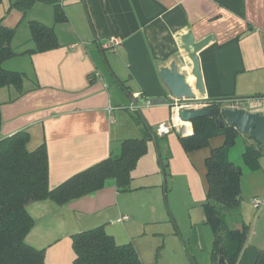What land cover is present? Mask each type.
Here are the masks:
<instances>
[{
  "label": "crops",
  "instance_id": "1",
  "mask_svg": "<svg viewBox=\"0 0 264 264\" xmlns=\"http://www.w3.org/2000/svg\"><path fill=\"white\" fill-rule=\"evenodd\" d=\"M52 1L39 0L26 14L29 23L55 31L58 47L34 52L30 24L22 38L21 26L13 38L20 55L4 67L26 75V92L19 96L12 87L0 89L2 137L26 131L30 151L46 144L50 189L119 154L125 140L148 139V151L133 171L132 191H119L117 180L110 178L102 189L64 205L51 200L30 204L35 227L26 241L46 251L47 264H73L72 236L104 226L117 244H133L144 264H167L169 253L161 254L160 238L173 228L159 166L167 165L174 212L186 208L193 226L212 231L204 210L206 160L225 139L215 137L209 147L187 153L181 143L186 136L178 129L158 133L173 118L171 105L149 104L150 99L170 98L160 70L176 61L197 98L218 101L221 109L232 100L256 98L243 108L264 114L259 99L264 97V0H64L63 22H57ZM188 34L197 43L206 42L198 53L205 95L195 89L182 43ZM112 39L120 43L112 47ZM127 91L138 100V109ZM184 126L193 135V123ZM249 149L261 151L257 169L245 161ZM229 160L242 170L240 214L251 227L238 264H255L264 251V228L259 230L258 223L264 203L259 209L252 204L255 198L264 201V148L239 131ZM252 209L261 213L258 218L249 215ZM174 253L183 257L178 245Z\"/></svg>",
  "mask_w": 264,
  "mask_h": 264
},
{
  "label": "trees",
  "instance_id": "2",
  "mask_svg": "<svg viewBox=\"0 0 264 264\" xmlns=\"http://www.w3.org/2000/svg\"><path fill=\"white\" fill-rule=\"evenodd\" d=\"M37 1L19 0L14 7L25 15ZM52 2L57 22L66 21L62 5L57 0ZM30 28L36 43L34 52H45L59 46L52 28L36 21L30 22ZM15 33L16 29L6 26L4 18L0 17V89L12 87L21 96L26 92V75L4 67L7 61L20 55L12 46ZM209 102L211 107L221 108L218 101ZM193 125V135L181 137L187 153L209 147L215 137L223 136L225 139L224 144L213 149L206 160L207 200L204 210L206 224L214 234V264H218L220 256H224L228 264H238L251 231L240 214L242 170L229 160V152L239 131L226 122L221 126L214 117L198 119ZM1 129L0 111V264H47L46 251L26 241L35 227V220L28 211L30 204L51 200L64 205L102 189L110 178L117 180L119 191H132L133 171L148 151V139L125 140L119 154H112L107 160L50 189L46 144L30 151L28 132L21 131L3 138ZM155 138L160 147V137L155 134ZM260 156L261 151L249 149L245 161L257 169ZM166 167L163 162L167 176ZM72 246L75 253L73 264H144L133 244H117L104 226L74 234ZM255 264H264V251L258 254Z\"/></svg>",
  "mask_w": 264,
  "mask_h": 264
},
{
  "label": "water",
  "instance_id": "3",
  "mask_svg": "<svg viewBox=\"0 0 264 264\" xmlns=\"http://www.w3.org/2000/svg\"><path fill=\"white\" fill-rule=\"evenodd\" d=\"M182 43L185 47L187 58L192 64V75L195 77V89L200 95H205V87L201 74L200 59L198 53L206 45V42H195L193 36L188 34L182 38ZM182 67L186 66L183 59ZM178 62H173L170 67L161 68V78L170 93V98L150 99L149 104L157 105H172L175 102L183 103L189 101L201 102L203 99L197 98L193 87L188 83L186 74L179 70ZM134 106H138V100L133 97L131 91L126 92ZM214 117L216 122L221 126L224 122L239 129L241 134L247 135L257 142L261 143L264 148V114L261 112H249L245 109L229 110L213 107H205L201 109H184L179 112V118L184 123H193L202 118ZM164 170V169H163ZM218 264H228L224 256H220Z\"/></svg>",
  "mask_w": 264,
  "mask_h": 264
},
{
  "label": "rangeland",
  "instance_id": "4",
  "mask_svg": "<svg viewBox=\"0 0 264 264\" xmlns=\"http://www.w3.org/2000/svg\"><path fill=\"white\" fill-rule=\"evenodd\" d=\"M19 0H1L0 2V17L4 18V24L10 28H15L16 31L20 27L18 39L22 38V30L25 26H29L30 16L29 13L23 16V12L18 7L14 5ZM36 10V9H34ZM33 14V13H30ZM25 24V25H23ZM23 25V26H22ZM138 109V108H137ZM138 112V110H137ZM160 174L163 177L164 189V202L165 206L170 214V220L173 228L172 232L166 233L160 238L162 249L161 254L169 253V261L167 264H183L180 261H184L185 264H212L211 255L214 242V235L212 231L208 228L203 229L201 226L192 224L190 214L186 208L181 206L177 207V214L173 209H176L175 206H172L173 199V188L169 176H165L162 170V167L159 166ZM166 179V180H165ZM180 199V196H179ZM174 205V204H173ZM176 211V210H175ZM254 211V212H253ZM255 210H249V215L254 219L258 218L261 213ZM177 215V216H176ZM181 216V220H180ZM179 217V222H177ZM253 218L252 221H253ZM257 221V220H256ZM255 221V222H256ZM260 227L259 230L264 228V218L258 221ZM250 225V224H249ZM255 229V228H254ZM206 231V233H205ZM210 236V237H209ZM176 242V244H175ZM179 246L182 250L183 257L177 258L175 256V246ZM168 252V253H167ZM58 264V263H54ZM61 264H71L70 262L63 261Z\"/></svg>",
  "mask_w": 264,
  "mask_h": 264
},
{
  "label": "built area",
  "instance_id": "5",
  "mask_svg": "<svg viewBox=\"0 0 264 264\" xmlns=\"http://www.w3.org/2000/svg\"><path fill=\"white\" fill-rule=\"evenodd\" d=\"M61 5L62 2L64 0H59ZM120 42L117 39H112L110 40V45L112 47H116ZM72 48H74V45L71 46ZM261 100V102L263 103V111H264V97L259 98ZM256 100V98H250V99H246V100H232L230 101L229 104H227L226 107H224V109H229V110H239V109H244L243 108V104L247 103L250 104L252 102H254ZM210 102H208L207 100L201 101V102H195V101H189V102H183V103H177L175 102L174 104H172V112H173V118H172V124L171 126H162L159 129V134L160 135H166L169 134L171 132V130L173 129H178L181 134L183 136H190V132H188L186 126H184L186 123L182 122L179 118V112L181 110L184 109H201V108H205V107H210ZM137 108V107H136ZM176 120H179V122L177 123ZM264 201L261 198H255L252 200V204L254 206V208L259 209L262 205H263ZM128 219V216H123L122 220H126Z\"/></svg>",
  "mask_w": 264,
  "mask_h": 264
},
{
  "label": "bare ground",
  "instance_id": "6",
  "mask_svg": "<svg viewBox=\"0 0 264 264\" xmlns=\"http://www.w3.org/2000/svg\"><path fill=\"white\" fill-rule=\"evenodd\" d=\"M176 122L178 123V122H179V120H176ZM188 126H190V124H188Z\"/></svg>",
  "mask_w": 264,
  "mask_h": 264
}]
</instances>
